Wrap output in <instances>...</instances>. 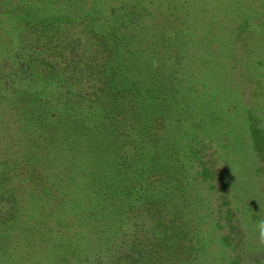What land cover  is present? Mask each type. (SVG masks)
Returning <instances> with one entry per match:
<instances>
[{"label":"trees","instance_id":"trees-1","mask_svg":"<svg viewBox=\"0 0 264 264\" xmlns=\"http://www.w3.org/2000/svg\"><path fill=\"white\" fill-rule=\"evenodd\" d=\"M25 1L0 0V264H264V175L233 156L244 194L218 185L195 39L155 0ZM258 57L213 97L256 90Z\"/></svg>","mask_w":264,"mask_h":264},{"label":"rangeland","instance_id":"rangeland-1","mask_svg":"<svg viewBox=\"0 0 264 264\" xmlns=\"http://www.w3.org/2000/svg\"><path fill=\"white\" fill-rule=\"evenodd\" d=\"M23 2L26 1L23 0ZM155 3L160 5L157 6ZM149 6L162 7L158 8L159 11H153L149 21L157 25H168L174 39H176L177 31L173 27L179 26L175 27L180 30L179 39H185L190 35L197 42L196 45L201 48L200 53H204V57L201 56L202 60L199 62L203 64L202 83L211 82V85H208L210 86L207 94L210 97L208 103L210 111L207 118L208 127H212V131L207 132L204 138L213 142L208 148L210 153L216 150V153L212 154L214 163L216 159L217 164L223 166L224 175L217 181L218 185L226 186L225 181L231 194H244L242 173L236 171L233 156L243 166L245 174L248 171L251 172L249 178L255 180V172L258 175H264V140L263 145L256 144L249 126V123H254L258 130H264V0H155ZM190 8L192 12L194 10L192 14H188L192 31L189 30L190 25L181 22L185 18H180L181 11L189 12ZM237 53L259 56L256 61L258 66L255 68L259 67V72L257 70L256 72L261 74L263 82L256 90L255 82L252 85L249 82L242 84L239 99L234 96V99H226L223 103L219 97H213L217 90L213 87L227 90L228 85L230 86L234 81L232 70L236 75H241L239 69L244 67L239 64V62L242 63L240 58L234 59ZM261 66L263 70L260 69ZM255 79L257 80V77ZM242 97H244L242 101L246 104L239 101ZM222 98L226 96L224 97L223 94ZM229 100L232 102L229 107L232 108L228 107ZM217 106L221 109L217 110ZM250 107L254 108L252 113L247 111ZM222 126L224 131L221 130ZM223 134L227 137L223 138ZM229 134L231 138L228 140ZM226 139L232 145L233 155L230 148L226 147L223 154L220 152ZM12 162L16 164L17 161ZM12 175L17 176V173L12 172ZM262 231L260 228L259 232ZM147 241L148 237L145 240L146 245ZM252 252L253 248L245 242L240 253L244 260L243 264H257L259 255L255 254L253 257ZM86 264L94 263L90 261Z\"/></svg>","mask_w":264,"mask_h":264}]
</instances>
